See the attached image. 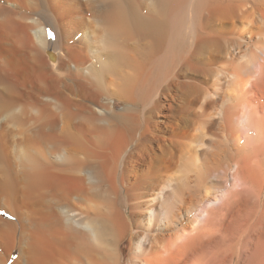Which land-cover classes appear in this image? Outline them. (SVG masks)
<instances>
[{
    "label": "bare ground",
    "instance_id": "6f19581e",
    "mask_svg": "<svg viewBox=\"0 0 264 264\" xmlns=\"http://www.w3.org/2000/svg\"><path fill=\"white\" fill-rule=\"evenodd\" d=\"M264 264V0H0V264Z\"/></svg>",
    "mask_w": 264,
    "mask_h": 264
},
{
    "label": "rangeland",
    "instance_id": "374dc122",
    "mask_svg": "<svg viewBox=\"0 0 264 264\" xmlns=\"http://www.w3.org/2000/svg\"><path fill=\"white\" fill-rule=\"evenodd\" d=\"M121 250H122V261L123 264H129L130 256L134 250V236L132 231L125 237V239L121 243ZM252 259H246L242 264H253L251 262Z\"/></svg>",
    "mask_w": 264,
    "mask_h": 264
}]
</instances>
